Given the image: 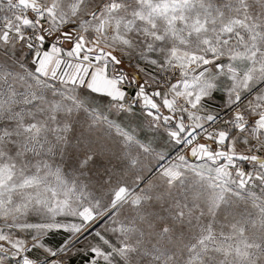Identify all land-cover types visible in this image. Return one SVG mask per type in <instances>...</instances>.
<instances>
[{
  "label": "snow or ice",
  "instance_id": "obj_1",
  "mask_svg": "<svg viewBox=\"0 0 264 264\" xmlns=\"http://www.w3.org/2000/svg\"><path fill=\"white\" fill-rule=\"evenodd\" d=\"M0 264H264V0H0Z\"/></svg>",
  "mask_w": 264,
  "mask_h": 264
}]
</instances>
